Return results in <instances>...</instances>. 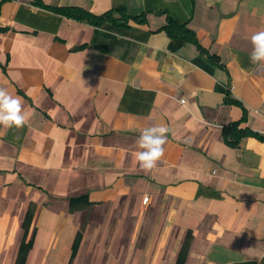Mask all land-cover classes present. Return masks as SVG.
Returning <instances> with one entry per match:
<instances>
[{
	"label": "crops",
	"instance_id": "1",
	"mask_svg": "<svg viewBox=\"0 0 264 264\" xmlns=\"http://www.w3.org/2000/svg\"><path fill=\"white\" fill-rule=\"evenodd\" d=\"M261 30L264 0H0V86L34 113L0 128V264H264Z\"/></svg>",
	"mask_w": 264,
	"mask_h": 264
},
{
	"label": "clouds",
	"instance_id": "2",
	"mask_svg": "<svg viewBox=\"0 0 264 264\" xmlns=\"http://www.w3.org/2000/svg\"><path fill=\"white\" fill-rule=\"evenodd\" d=\"M252 51L250 61L254 65H264V30L253 33L250 37ZM181 104L186 103L180 99ZM34 115L25 109L22 97L9 91L8 87L0 86V128L3 130L21 129L25 127ZM168 126L155 123L145 126L140 132L136 144L140 151L135 153L139 167L146 173L155 169L165 155V145L168 140Z\"/></svg>",
	"mask_w": 264,
	"mask_h": 264
},
{
	"label": "trees",
	"instance_id": "3",
	"mask_svg": "<svg viewBox=\"0 0 264 264\" xmlns=\"http://www.w3.org/2000/svg\"><path fill=\"white\" fill-rule=\"evenodd\" d=\"M169 24H175V22L172 20H169ZM180 27H183L182 29H183L184 33L186 34V35H184V37H186L187 34L190 35L189 38H191V39L195 37V36H193L191 31L188 28H186L184 25H181ZM226 130H227V128L224 129V132H226ZM79 200H86L85 203H88L86 195H81L79 197H72L70 200L71 208L76 207V204ZM29 246H30V244H26L24 241L22 242V246L20 248V253H19V260H18L17 264H23L24 263V261H23L24 256L26 255V250L28 249Z\"/></svg>",
	"mask_w": 264,
	"mask_h": 264
},
{
	"label": "built area",
	"instance_id": "4",
	"mask_svg": "<svg viewBox=\"0 0 264 264\" xmlns=\"http://www.w3.org/2000/svg\"><path fill=\"white\" fill-rule=\"evenodd\" d=\"M233 87V86H232ZM148 199H149V197L148 196H146L145 198H144V202H147L148 201Z\"/></svg>",
	"mask_w": 264,
	"mask_h": 264
}]
</instances>
